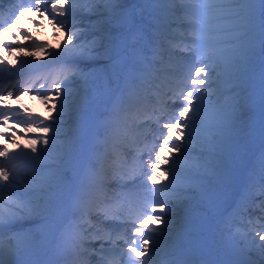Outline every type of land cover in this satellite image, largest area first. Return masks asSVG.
<instances>
[{"label": "snow or ice", "instance_id": "snow-or-ice-1", "mask_svg": "<svg viewBox=\"0 0 264 264\" xmlns=\"http://www.w3.org/2000/svg\"><path fill=\"white\" fill-rule=\"evenodd\" d=\"M9 2L15 12V20L11 23L35 9L41 15L48 14L52 18L50 22L55 21L69 30L65 40L68 46L52 54L54 63L72 68L71 74L62 82L65 88L78 79L87 83L91 73L86 69L95 65L111 69L115 87L107 88L104 111L91 118L94 142L104 150L97 148L82 167L66 165L72 170V176L64 180L68 196L57 207L50 204L52 197L45 191L46 179H36L35 161L39 159L36 154L47 151V148L38 149L37 144L48 145L47 135L31 141L30 152L34 155L28 157L27 167L33 174V180L29 184L22 187V178L10 176L0 167V182H3L0 183V264H23L19 260L21 253L35 243L11 232L14 222L25 215L34 216L48 211H53L58 217L53 227L58 233L61 250L74 249L81 242L78 229L86 232L88 228H95L91 223L92 217L104 215L105 219L127 224L125 232L138 234V238L131 239L128 253L121 250V254L127 256L123 264H152L158 238L164 235V231L153 229L148 223L145 216L147 206L145 211L130 219L109 217L101 208L111 201L110 189L118 195L116 188L126 187V178L135 182L128 171L115 168L119 159L118 147L130 136L132 143H139L136 133L155 123L157 132L163 137L159 149L167 148L170 156L175 151L183 158L179 161V175L176 170L168 173V193L173 199L187 189L201 190L209 180L223 178L224 158L235 130L241 93L255 71L257 57H264V0H143L152 6L148 26L153 31L147 37V29L136 27L132 13L121 10L127 0H29L27 6L21 3L18 11L16 0ZM140 16L143 17V12ZM70 21L77 23L70 24ZM71 28L76 30L71 31ZM8 30V27H3L4 32ZM176 50L189 54V59L182 61L186 72L178 92L170 86L177 69ZM260 79V102L264 107V69ZM54 92L56 96L63 97L56 109L62 115L68 94L61 83L54 85ZM42 98L47 100L48 96L43 95ZM179 101L183 104H178ZM52 103L56 104L54 98ZM158 112H172V115L161 123L162 116L157 115ZM46 119H52L51 115ZM31 127L29 125L26 132ZM37 127L45 134L55 131L43 120ZM10 155L6 147L0 150V157L8 158ZM153 156L155 162H151ZM168 162L156 151L154 141L148 163L152 174L147 176L153 185L158 183L155 179L157 169ZM108 168L113 169L111 177L107 174ZM259 179L264 182V159L260 164ZM113 183L116 188L112 187ZM258 195L264 197V185ZM166 202L160 198L151 201L153 205H159L160 213L166 211ZM258 207L264 213V199ZM149 214L158 223L164 222L155 207ZM43 219L50 217L44 216ZM137 220L140 221L139 226ZM6 221L11 232L7 239L4 236ZM84 225L88 228H83ZM95 231L98 233L99 230ZM121 238L124 243L129 242L126 236L117 234V239ZM260 239L264 240V236ZM111 242L115 244L116 240ZM252 243L259 257L264 259V244L256 246L255 240ZM132 253L144 259L134 260ZM167 264L186 262L169 261ZM246 264L258 262L248 261Z\"/></svg>", "mask_w": 264, "mask_h": 264}, {"label": "rangeland", "instance_id": "rangeland-1", "mask_svg": "<svg viewBox=\"0 0 264 264\" xmlns=\"http://www.w3.org/2000/svg\"><path fill=\"white\" fill-rule=\"evenodd\" d=\"M121 10L125 13H129V12L132 13L133 18L136 21V27L138 29H147L146 37L152 34L153 30L148 26L149 21L151 20V13H152L151 5L143 3V0H130V1H127L123 5ZM141 12H143L142 18L140 16ZM26 14H28V17L26 16V18H28V20L25 22L26 24L24 23L25 25H22L19 28V30H16V31L14 30L13 36H16L17 34L21 36L25 35L27 37V41L29 40L34 41V37L35 39L37 38V36L34 35L36 34V32L32 30V27L31 25H29V22L33 23V25L37 24L38 27L40 26V28H42L41 37H45L44 34L46 33L45 32L46 29L53 30L54 35L52 37V41L54 43L56 41L55 38L56 37L59 38L61 33L63 34L62 38H65V39L69 35V34H66V31L67 33H69V30H66L65 28L61 27L59 24H56L55 21L50 22L52 18L46 13L41 15L38 12H36L35 9H33L32 11L27 12ZM75 23H77V21H70V24H75ZM84 23L87 24L88 21H84ZM75 30H76L75 28H71V31H75ZM37 39L39 40V38ZM3 41L6 42L7 46L9 47L15 44V42H11V40L7 39L6 37H4ZM48 42L49 44L46 47V50L50 52L49 59L53 60L52 54L60 52L59 50L60 46L57 45V43L55 45L52 44L51 39ZM17 43H20V42H17ZM6 53L7 52L3 53L2 51H0V60L5 61L4 63L8 65L7 64L8 62L5 59ZM176 57H177L178 63H177L175 78L172 81L181 82V80L183 79V75L186 72V69L183 68L182 66V61L189 59V54L188 53H176ZM48 60L46 61L45 64L48 63ZM40 62L41 60L35 63L39 64ZM43 65L44 64H42V66ZM67 66L68 65H63V64L59 65L60 68H65ZM36 67L38 66L23 68L22 70L16 69L10 72H6V71L2 72L0 70V81L2 79L4 80L1 86L5 87L7 85V87L9 86L10 88L12 87L13 89H15V92L13 95L22 94L25 90L29 88V87H26V85H29V83L30 84L34 83V81L37 82L36 85H41V91L39 92L41 103L39 104V106L33 105V106H30L29 108H25L24 106H21L19 104V101H16V102L10 101L9 103L5 102L4 104L2 102L0 104L1 105L0 110L2 108L4 110V113L0 114V117H3L2 119L0 118V125L5 128V131H0V141L2 142L0 143V150H3L6 147L9 153L11 154L9 157L21 156V158L23 159H28V157L32 156L31 152L28 151L24 145H22V147L24 148L19 149V150L10 148L9 144L19 143L18 137L25 138L24 132L21 131V129L24 128V125H21L22 119L19 115L14 117V113H15L14 109L24 111L29 116V118L34 116L32 114L35 111H39L41 114H48L49 116L51 115V117L54 119H57L59 115H61L57 113L56 109L60 107V104L63 101V97L56 96L55 92L52 91L50 86L53 85V83L51 84L50 82H48L47 83L48 86L46 85L44 78L46 77L48 73L47 72L42 73L41 71L40 72L34 71V69L35 70L39 69ZM262 69H264V57L258 56L256 60V64H255V71L251 73V78L244 88V90H246V93L243 96V103L248 104L249 107L247 110L244 111V120L240 126V129H239L240 131H237L236 127L241 122L243 115L241 118H238V115H237L235 130L231 138V141L229 143L227 153L224 158L223 178L215 182V184L219 186L226 185L230 194L229 195L219 194L218 187L210 188L213 191L212 193H209V194L204 192L205 189L195 190L190 194V196L189 195L186 196L185 194L183 199H180L181 203L177 205V206H181L183 214L188 215V216L184 215L186 217L184 218L186 220V223L180 226V229L178 230V231H183L185 233H187L190 226H193V223H191L190 225L189 223L190 220H188V217L190 216L189 212L198 211L205 207H208L207 209L201 210L199 217H198L200 228L197 231L196 239L198 240L199 244L195 248V251L198 253L195 255L188 254L189 251H191V248H190L191 246H187L185 248L188 251V253L187 252L182 253V254L186 253V256L184 255L182 259V261L186 262V264H246L243 261L244 256H242L238 252V248L236 245L230 243V241L227 238H225L223 235H218V232L216 233L217 238L213 237V232H214L213 226L215 225V221L212 219L211 216H205V214L206 213L211 214V212L215 209V207L212 204L214 200L211 201V198H206L207 200H205V204L201 203L198 205H194L195 201H193V199L197 197L198 192L205 193L209 195L210 197L212 196V198H214L215 196L216 197L218 196V198H220L219 200H223V201L226 200L231 203V206L229 207L228 211L224 212V209H223V212H224L223 217L225 218V221L228 224L233 223L237 218H241L239 217V215H240L241 210L244 209V206L242 205L243 198L244 196H245V199L246 197L247 198L250 197V195L252 196V190L255 189L258 183L260 182L259 169H260L261 161L262 159H264V107H262L261 102H260V93H261L260 74H261ZM93 81L95 83H93ZM93 81H90V79L88 78L87 83H82L78 87L73 86L71 84L64 89V92L67 93L68 96H67V101L65 102V106H64V112H63L64 119L63 120H64V123L68 125L66 129L68 136L63 137L61 135H57L56 136L57 141H54L49 146H47V151L45 152V159L48 157H52L54 161L53 166H55V169L53 170L54 175L53 174L50 175V177L48 178L50 180L47 181L45 185L46 193L51 194L52 198H51L50 204L53 208L57 207L62 202V200L68 196V192H67V188L65 186L64 180L72 176V170H71V167H68L66 165L82 167L87 163L88 158L91 155V153L96 151L97 148H99L100 151L104 150L102 147H99V145H96L94 142L93 137H94L95 130H94V127L92 126L91 118L94 115H98L99 113L104 111V107H105V103L107 99V95H106L107 88L115 87V81L111 77V69H108V73L104 74L101 79L96 80L97 82L95 80ZM174 85H176L175 82L173 83V86ZM85 88L87 89V91ZM35 92L36 91H32L31 94H35ZM13 95H12V98H13ZM43 95H47L48 99L47 100L43 99L42 98ZM149 95H151V93H149ZM53 98L55 99L56 104H58V106H55V105L53 106V103H52ZM165 99H167V97H165ZM178 104L182 105L183 101H179ZM52 108L54 109V111H52ZM5 109L6 111H8L7 113H5ZM169 115L170 114H166L164 118H162L161 122L163 123V120L168 119ZM5 116H7V119H5ZM43 121L45 122V125L56 124L54 122L50 123L47 120H43ZM154 127H157V125L155 124L151 126V130H148V136L144 142L145 148L150 149L149 143L151 139H156L157 137L155 136V133H154ZM11 131L13 133H11L9 138H6L5 136H7ZM130 138L126 140L125 142L122 141L118 147L119 149V148H122V146H125L127 148L126 152L128 153L126 157L124 155L122 156L120 155L121 156L120 160L127 161V163H125L124 166H122L125 169H128L130 166H131L130 168L133 169L132 166L139 165V169L132 170L129 173L132 175L131 178L133 179L135 178L136 180L138 179L141 181V178L139 175L142 174V172H146V169L142 165L138 164L137 161L132 160V158H134L133 156L134 150L132 149V147H129L126 144V142L130 140ZM240 141H242V143ZM241 144L244 145L245 149H241V146H240ZM171 146L172 145L169 144V147ZM158 150H160L159 146H158ZM164 150L166 151V149ZM49 154L52 156H50ZM144 154L145 153H140V157H142ZM178 155L180 154H178L175 151L171 154V156L169 155V152L166 154V156L164 154L165 158L169 161L170 164H165L163 167L161 164L159 169L163 168L161 171L164 172L165 176L163 175V177L160 179L162 180L161 184H155L156 186H154V187L160 188V191H162L159 197L160 199H164L167 201L165 203V208H167V204L171 205L174 202V199L169 197V193L167 189L170 186L169 184L170 178L167 179L166 176L168 175L170 170H176L177 174L179 175L180 159L178 158ZM161 156L164 157L163 155ZM3 158L4 157H0L1 163H2V160H4V162H7V159H9V158H4V159ZM13 158H18V157H13ZM152 162H155V161L153 160ZM115 166H116V163H115ZM172 166H175V167L178 166V167L176 169H173ZM7 170L10 173H14L15 175L18 174L17 171H12L13 170L12 168H7ZM111 170L112 168L107 169L108 172ZM55 174H58V175H55ZM130 180L131 179H127V181H129L128 183H126L127 186L124 188H121L123 189L124 193L129 195L127 188H135L138 191L140 190L143 194V196L138 197L140 199L137 201V203L143 204V202H148L146 200L141 202L142 199H147L148 197L151 196L148 194L149 193L148 187H150L149 183L147 182L148 180L144 183L142 182L133 183ZM0 183H3V182H0ZM250 185L251 187H249ZM164 188L165 190H163ZM259 191L260 189L257 188V192L255 194H258ZM184 193H187V192L185 191ZM4 195L6 196L5 193ZM113 196H110L111 200L116 197L115 195ZM238 196L241 198V201L239 200ZM219 200L217 201L222 202ZM151 201L152 200L150 199L149 204H152ZM245 201H247V199ZM44 213L47 214V212H44ZM48 213L52 214V216H56L53 211H48ZM145 214H149V211L147 210ZM160 215H162V217L168 216L166 211L163 213H160ZM151 220H154V219L151 218L150 221ZM18 221L20 220L17 219V221L15 222H18ZM22 221L25 222V220H22ZM54 221L55 220L50 219L47 223L41 224V222L40 223L38 221L36 222L32 218L29 219V222L27 223L34 225V229L32 231L34 234L33 239L35 240V237H38L39 235V240H38L39 246L34 243L30 248H27L24 252L21 253L19 257L20 259L25 260L27 262L37 261L41 264H63L62 259H63L64 253L60 251V246H57V243L52 241L53 239L56 238L54 237L56 234V231L53 227ZM177 222L178 221L173 222L172 225L174 226V228ZM91 223L93 222L91 221ZM99 223L100 221L98 223L93 224L95 228H88V225H86L88 228V232L90 231L96 232L95 230L98 229L96 226L99 225ZM139 223L140 221H138L137 226H139ZM22 224H20L18 227H21ZM149 224H151L153 228V225L155 223L154 221H151V223ZM155 228L156 229H166L165 227H155ZM11 230H14V228H11ZM15 232L20 233V230L15 231ZM132 234L134 233L132 232ZM90 235H92L90 236V238L89 236H85V238L81 237V241L83 244H87L88 241L90 242L94 238L100 237V235L98 234L94 235L93 233H90ZM139 235H143V233H140ZM106 239H107L106 236H102L100 240L96 239L95 243L92 242L94 245L92 250L90 248H87V250L89 249L88 252L90 254L91 253L96 254V256H91L89 258V261L91 260L92 263H95L96 262L95 260L99 257V254L101 252L100 250H108V248L110 249L113 248L111 247V242H108V240ZM162 244L163 243H160L155 249V254H154L155 264H157V260L159 258L163 257L166 253H170L171 250L175 249V245L173 243L167 242V243H164L163 245ZM126 249L129 250V247ZM126 253H128V251ZM226 254H228L227 257H229L230 255L231 258L226 259L224 256ZM45 256L46 258L44 259ZM48 256H51V259L50 261L46 262ZM179 256L182 257V255H179ZM132 257H134V260L144 259V257H139V258L135 257L133 253H132ZM126 260H127V256L125 255L122 263Z\"/></svg>", "mask_w": 264, "mask_h": 264}, {"label": "bare ground", "instance_id": "bare-ground-1", "mask_svg": "<svg viewBox=\"0 0 264 264\" xmlns=\"http://www.w3.org/2000/svg\"><path fill=\"white\" fill-rule=\"evenodd\" d=\"M23 1H24L25 5H27L29 2V0H23ZM127 1H130V0H127ZM18 2L16 0V4ZM11 4L12 3H10L9 0H2V6H0V13L9 15V13L11 12V7H10ZM30 25L32 26V30L34 32H36V34H34V35H36L37 38H39V40L36 38V40H34V41L33 40L27 41V38L25 35L15 36L14 41L16 42L19 40L22 43L17 44L16 46L9 49L8 56H6V60L9 63L8 65H6L2 60H0V65H1L0 70L3 72L4 71L10 72L13 69H23V68L33 67V66H42V64H44L42 67H39V69H37V70L34 69V71H39V72L41 71L42 73L43 72L48 73L44 79H45L47 86H48V84H47L48 82H50L51 84L53 83V85L50 86L52 91H54V85L56 83H61L62 88L65 89L62 82L65 80V78L67 76H69L71 74L72 68L70 65H68L65 68H60L59 63H54V61L52 59H49L50 52L48 50H46V47L49 44L48 41L50 39H51L52 44L55 45L57 43V45L60 46V49H59L60 51L63 48L67 47L68 45L65 44V41H64L65 38H62L63 34L61 33L59 38L56 37L55 38L56 41L54 43L52 41V37L54 35L53 30L46 29L45 30L46 33L44 34L45 37H41V31H42L41 29L42 28H40V26L38 27L37 24L33 25V23H30ZM17 27H18V23L15 24L14 28L17 29ZM66 34H69V33H67V31H66ZM61 42H63V43H61ZM38 45H44L45 47H37ZM176 53H181V52H179V50H176ZM40 60H41V62L39 64L35 63V62H38ZM47 60H48V63L45 64ZM86 71L91 73V75L89 76L90 81H93V80L96 81L98 79H101L104 74L108 73V69H105L103 67V65H95L92 68L86 69ZM37 80H39V79H37ZM3 81H4L3 79L0 81V104L2 102L4 104L5 102L9 103L10 101H13V102L19 101V104L21 106H24L25 108H29L30 106H33V105L39 106V104L41 103V99L39 97V92L41 91V85H36L37 82L34 81V83H31V84L29 83V85H26V87H29V88L27 90H25L22 94L13 95L15 92V89H13L12 87L10 88L9 86L7 87V85L5 87H2L1 85H2ZM174 82L176 85L173 86ZM82 83H84L83 80L78 79L77 82L72 84V85L78 87ZM93 83H95V82L93 81ZM171 83L172 84L170 86L174 87L175 90L178 92L179 88H180V82L171 81ZM32 91H36L35 94H31ZM86 91H87V89H86ZM9 93H11V95H9ZM245 93H246V90H243L241 93V97H242L241 98V107L238 110L237 115H238V118H241L243 115V118L241 119V122L239 123V125L236 127L237 131H240L239 130L240 126L243 123L244 111L247 110L249 107L248 104L243 103V96ZM12 95H13V98H12ZM53 106H54V104H53ZM55 106H58V104H55ZM0 107H1V105H0ZM2 110H3V108L1 109V111ZM14 110H15L14 117L19 115L22 119L21 125H24V128H22L21 131L24 132L25 138L18 137L19 138L18 144H13V143L9 144L10 147H12V148L23 149L24 147H22V145H24L27 148V150L30 151V144H31V141L33 139L47 135L49 137V141H50L48 145L45 146L42 144H37L38 149L43 150L44 148H47V146H49L52 142L57 141V137H56L57 135H61L63 137L68 136L67 132H66L68 125L66 123H64V120H63L64 115L63 114L59 115V117L57 119H54V118L46 119L49 117L48 114H41L39 111H35L32 114L34 116L31 117V119H30L29 116L24 111L17 110V109H14ZM52 111H54L53 108H52ZM3 113H4V110H3ZM5 113H7L6 110H5ZM166 114L172 115V112H167V113L158 112L157 113V115H161L162 118H164V116ZM39 119L40 120H47L50 123H53V122L55 123V121H59V123H58V125H56L57 123L52 124L53 125L52 127L55 129V131L50 130L49 133L45 134L42 131H39V129L37 127V126L41 125V121ZM29 125H32V127L28 128V131L26 132V128ZM153 125H155V123L151 124V126H153ZM151 126L149 128H146V130L144 131V133L142 135V136H144V138L146 136H148V130H151ZM0 131H5V128L2 127L1 125H0ZM11 133H13V132L11 131L5 137L9 138ZM154 133H155V136H159V140L151 139V141L149 143L150 149L145 148V145L141 142L136 147L137 150H134V152H133L134 158H132V160L137 161L138 164L142 165L146 169V172H142V174L139 175L141 178V181L138 179L136 180L134 178L135 182L144 183L148 180L146 175L148 176V175L152 174L151 168L148 167V163H149L150 150L152 149L154 141L156 142V151H158L160 155L164 156V154H165V156H166V154L168 153L167 148H165L166 151L164 149L162 151L158 150L159 141L160 140L162 141L163 137H162V135H160V133L157 132V127H154ZM234 137H235V135H234ZM123 142H125V141H123ZM240 142L242 143V141H240ZM0 143H2V142L0 141ZM240 146H241V149H245L243 144H241ZM141 148H143V150H141ZM118 152H121V151L118 150ZM142 152H145V154L142 157H140V153H142ZM33 155L34 154H32V156ZM36 155L39 156V159L37 161H35V165L37 166L36 179H40L41 177H43L46 179V181H49L50 179H48V178L50 177V175L51 174L54 175V172H53V170L55 169V166H53L54 161H53L52 157H48L50 159H48V158L45 159V152L44 151H41L40 153H38ZM50 156H52V155H50ZM165 156H164V158H165ZM178 158L183 159L180 155H178ZM153 160H154V156H153L152 161ZM5 161H6V159H5ZM0 163H1V160H0ZM27 164H28V159H23L21 157H18V158L7 159V162H4V160H2L0 167L3 165L2 167L5 170H7V168H12L13 169L12 171H17L18 174L15 175L14 173H10L7 170L9 172L10 176H16V177H20L23 179V184L21 185L23 187L24 185L29 184V182L33 180V174L29 170V168L27 167ZM166 164H170V163L168 162ZM164 165L165 164H162V167ZM134 166H132L133 170L139 169V165L138 166L136 165L135 167ZM177 167L172 166L173 169H176ZM162 169H157L156 177H155V179L158 181L157 184L162 183V180H160L164 175V172L161 171ZM11 174H13V175H11ZM55 175H58V174H55ZM129 177H132V175L130 174ZM166 178L167 179L170 178L169 175H167ZM147 182L150 185V187H148L149 188L148 194L151 196L148 197L147 199H142V201L146 200L148 202H143V204H139V205L138 204L132 205L133 202L131 200L129 203V202H126L125 200H116L114 198L110 201V203H106V204L101 206L103 212L106 215H107V213L115 214V211L112 207L114 205H118L121 208L122 214H119L117 216L121 217V219H123L124 217L133 216V215L139 214L141 211H145V205H146L147 206L146 211L148 210L149 213H151L153 208L155 207L156 212L158 214H160L159 205L149 204V201H150V199L153 201L156 198H158L162 191H160V188L154 187L156 185H153L152 181L148 180ZM215 182L216 181L209 180L206 183V185L202 188V189H205L204 192L208 193V194L212 193L213 190L210 188H212V187L217 188L218 187V190H219L218 193L219 194H221V195H225V194L229 195L230 194L226 185L219 186V185H216ZM262 185H264V182L260 181L258 183L257 187L252 190V196L250 195V197H248V198L246 197L247 201H245L246 199L244 196L243 201H242V205L244 206V209L241 210L240 215H239V217H241V218H237L233 223H230V224H228L225 221V218L223 217V213L228 211L229 207L231 206L230 202H228L226 200L225 201L219 200L220 198H218V196L217 197L215 196L214 198H212V196L210 197L209 195H207L205 193H199V192L197 193L198 194L197 197L193 199V201H195L194 205H198L201 203L205 204V200H207L206 198H211V201L214 200V202H212V204L215 207V209L211 212V214L210 213L205 214V216H211L212 219L215 221V225L213 226V230H214L213 237L217 238L216 233L218 232V235H223L225 238H227L230 241V243L236 245L238 248V252L242 256H244L243 261L245 263H246V261H257L258 264H264V259H261L259 257L258 252L256 250V247L252 243V241L255 240L256 246H258L260 244H264V240L260 239V236H264V228L261 227V225H264V219H259L261 217H264V213H262L260 208L258 207V205L260 204L261 200L264 199V197H261L260 195L255 194L257 192V188L261 189ZM163 190H165V188ZM195 190L196 189H187L186 192L188 194L183 193L178 198L174 199L173 204H171V205L167 204L166 213L168 214V216L162 217V215H161V217L164 219L163 223H158L155 220L153 215L147 214V216H146V214H145V216L148 217L149 220L151 218L154 219V220H151V221H154V223H155L153 225V229H156L155 227H165L166 228V229H162L164 231V235L162 237L158 238V245L160 243L164 244L167 242L173 243L175 245V248L178 250L181 248H186L187 246H191L190 247L191 251H189L188 254L195 255L198 253L195 251L196 246L199 244L198 240L196 239L197 231L200 228L198 217H199L201 210L207 209L208 207H205V208L198 210V211L189 212L190 216L188 217V220H190L189 221L190 225H191V223H193V226L189 227L187 233H185L183 231H178L180 229V226H182L184 223H186V220L184 218H186L185 216H188V215L183 214L181 206H177V205H179L181 203L180 199H183L185 194H186V196L187 195L190 196V194ZM5 194H6V196L8 195L7 192H5ZM140 195L143 196V194L140 190L139 191L134 190V192L131 194V197H133V200H136V199H138V197ZM216 198H217V200L222 201V202H218L216 200ZM132 208H136V212L132 213L131 212ZM223 209H224V212H223ZM44 216L50 217V214H45L43 212L42 214L40 213V214L34 215V216L25 215L23 217L24 219L20 218V219H18L20 221L15 222L13 224L12 228H14V230H11V232H15V231L20 230L19 234L21 236L26 237L29 240H34L33 239L34 234L32 232L34 229V225L28 224L27 222H29V219L32 218L36 222L37 221L39 223L41 222V224L45 223L47 220L43 219ZM103 217H105V216L104 215H98V216L94 215L92 217V220H91L93 222L92 224L98 223L100 221L99 226H96L97 228H99V234H98V235H100L99 240L101 239V236L111 235V233H112V235H113L112 239L118 241L119 239H117V234L124 235L128 238V241H129L127 244L125 243L124 246H125V248L126 247L128 248V245L131 243V239L132 238H138V236H136V235L130 236L129 234L124 233L122 226H119L117 228H112L113 226L111 227V225L107 224L105 221L101 222L102 221L101 218L103 219ZM142 218H144V217H142ZM148 218H146V219L148 220ZM21 219L25 220V222L22 221ZM151 221L149 223H151ZM174 221L175 222L178 221L176 223L175 228L172 225ZM249 221H252L253 223L249 224ZM118 223H120V220L118 221ZM6 224H7V221L5 222V228H6L5 233H4L5 239H7V237L11 234V232L8 230V226ZM20 224H22L21 227H18ZM124 225L127 226V224H124ZM171 227H173V228H171ZM83 228H87V226L84 225ZM78 231H81L80 241H81V237L85 238V236H89V238H90V236H92V235H90V232H88V231L84 232L81 229H78ZM180 232H182V233H180ZM54 237H56V238L53 239L52 241L57 243V246H60L57 232H56ZM38 240H39V235H38V237H35V240H34L35 244H37V245H38ZM150 243H152V242L150 241ZM87 246H92V243L88 242L87 244H83L81 241L74 249H71V250H69L67 248H64L63 250H61V247H60V251L62 253H64L63 259H62L63 264H68L69 261H71L72 264H92V262L87 260V256H89V253L88 254L86 253V249L88 248ZM129 250L125 249L123 251V253H126L127 251L129 252ZM117 254H118L117 252H115L114 254H113V252H111L110 254H108V258L105 259V262L98 261L97 263L98 264L99 263L100 264H108V262L111 261V264H120L121 260H119V259L121 258V256L123 257V255L121 254L120 257H117ZM224 256L226 259L231 258L230 255H229V257H227L228 254H226ZM166 257L167 256L165 254L163 256V260H166ZM132 258L134 259V257H132Z\"/></svg>", "mask_w": 264, "mask_h": 264}]
</instances>
